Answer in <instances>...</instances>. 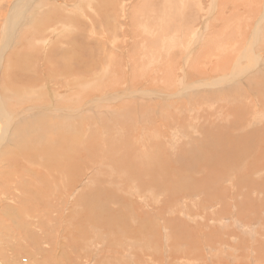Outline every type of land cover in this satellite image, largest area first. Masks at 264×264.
<instances>
[{"label":"rangeland","instance_id":"obj_1","mask_svg":"<svg viewBox=\"0 0 264 264\" xmlns=\"http://www.w3.org/2000/svg\"><path fill=\"white\" fill-rule=\"evenodd\" d=\"M16 1L18 2L17 4L18 7L16 6L13 9V6H15V4L17 3ZM60 1H63L64 6L62 5L61 7ZM91 1L89 2V0H84V1L78 0L77 5H76V0H28V1L27 0H0V17H1L0 18V40H1V35L3 34V31L6 29V23L9 22V31H10V35L12 36V37L10 36L12 38L10 43L14 44V45L10 44V46L11 45L12 46L7 49L6 51L7 53L5 52L6 56L2 55L1 69L5 70V66L8 64V63L6 64V62L9 61V57H10V62L13 61L12 66H14V68L15 66H17L15 72L19 74L16 77H19L20 73L24 74L26 70H29L30 68L28 67L32 63L33 67L35 65V68L31 67L30 69L31 73L26 74V75H28L29 78L31 79V83H33L34 78H37V77H39L38 79L42 80L36 83V85L38 86H34L31 83L29 84L26 82H24L25 84L20 83L17 80L16 81L12 80L10 83L1 81L2 83L1 86L6 87V90H8L7 88H12L14 90V91L12 90V92L15 93L16 99H18L17 101H19V103L21 104V106H18V107L14 106L15 108L14 112L16 110H18V113L25 111L27 114H26V117L23 115L22 116L17 115V117L19 116L17 119H21L23 122L22 121L21 123L19 122V124L21 125L19 126L18 124L17 126L18 128H16L17 124L15 125V127L11 130L8 136L7 143L4 142L5 144L3 143L4 145H1L0 147V153H3V151L1 150L6 151L7 149H9L8 142H10L9 150L10 151L12 150V152L9 151V154L8 153L6 154V157H0V184L2 185V186L0 185V242H1L0 243V251H1L0 264H5V263L6 264H43V263L44 264H65V263L66 264H85V263L89 264L90 260L87 261L86 252L84 248L82 247L83 244L79 243L78 241H75V239H78L79 235L83 238V235L84 234L87 235L86 234L87 232L88 234L89 233L91 234L93 239L96 238L95 242L98 240L97 243H101V246L104 252L108 253L105 259L97 258L94 261L95 263L99 262L100 264L101 263L103 264H160V263L169 264L167 262L168 256L169 257L171 256L170 258L173 259L170 264H181L182 261H179V260H183L184 256L191 255L192 257H195V255L197 254L203 255L204 257V259L201 258L199 262L203 259L204 264L205 263L206 264H217L219 262L218 259L221 262L222 260L225 259L223 256H221L220 252H218V249L220 247L219 243L222 239L226 242H230V244L236 247L238 251H240L239 250L240 246H243L247 243L252 244L256 240H259V239L264 243V207L260 210L257 209L259 207H262V205H264V194H263L264 192L263 191L257 192L255 189V190H252L254 191L252 193V191L249 192L248 191L249 189L248 190L246 189L245 185H243V187H238L234 185L235 180L228 179L229 176H233V174H235V173L230 172L231 170L229 169V167H225V170L227 169L226 172L228 173V176L222 175L216 170L214 171L210 167L206 172L204 171L201 172L200 174H203L201 176L195 175V174H189V173L182 174L180 171H175L173 174H170V175L181 176V179L185 178L182 181L177 179L174 182L175 183L174 187L177 186L176 184L179 185V187H177L175 190L176 192L174 191L172 194H170V192H166L167 197H165V195L162 196V195H157V194L155 195L152 194V195H149L152 197H147V192L144 191L143 195L140 196L141 199L145 198L148 201V205L144 206L146 205L145 201L141 199L136 200L139 194L135 192V189L137 190L139 184H142V183L139 181V179L132 177V174H128L127 177L121 176L112 181V187L117 190L116 192L117 196H104L102 191H104L106 187H104L103 183H105V180H106V182L111 184V181L108 180L109 177H107V175L104 176V174H101L99 176V174H95V172H97L96 171L97 168H95V166L93 165L94 157H91L89 155L90 153H87V151H86V154L83 151L79 152L78 153L79 157L77 156L73 157V155L70 157H62V160L67 161L69 164H71V168L68 169L67 171L66 170L62 171L61 169H59V171L60 172L62 171L63 174L66 171L65 172L66 180L62 179L64 175L61 176L60 174L62 173L58 174L57 171L55 170L56 168L54 169L55 171L52 170L51 171L52 173H51L49 170H47V168H45V164L40 159H34L32 157H28L24 153L25 151L23 149L30 147L32 143H33L32 147H35V149L38 148V151L36 150L35 152L36 157H40L39 148L41 149V147H44L47 144L52 145L53 148H55L56 150H59V147H61L60 150L66 151L68 155H70L69 150L75 151V149H83L84 147L86 148L91 147L89 148L91 153L92 154L96 153V148L90 146L92 141L90 142V138L87 137L89 135L87 134V132L89 131L87 130L88 125L90 124L89 126H92L89 121H86V123L82 121L83 125L80 127L81 135L79 134V131L77 129L76 132L68 133L70 135L67 134L68 136L66 135L65 137L63 133L66 130L64 129L63 125L55 121V119L51 120L49 118H43L41 116L40 111H42V113L47 112V108L49 109L55 108L54 110H62L66 108V111H68V113H71L74 110L81 108V111L83 110L86 116L91 115L92 117L90 121L93 123V125L95 123L97 124V125L95 124L96 125L95 136L91 138L92 140L94 139L93 142H98L97 148L101 146L99 145V143H101L100 142L101 140L98 137H100L99 134L103 132L106 134H109V137H107L108 139L115 140V144L111 141L107 142L108 143L107 149L104 148L105 151H102L101 149L97 151L98 153H102L104 157L105 155H108L107 151L113 145L114 146L112 147V149L119 150V151L115 150L118 157H127L128 152L134 151V150H135L134 151L135 153H140L143 157H146L148 153L147 154H145V152L141 153V151L144 150L145 148L144 146L147 145V148H148L154 144L155 146L160 145L159 148L163 147L167 149L168 148L172 149V152L174 151L173 154L177 151V149H180V148H182V154L184 152L187 153L188 151L191 152L192 147H189L188 144L185 145V143L183 142L186 139L181 138V140H176L175 142L177 144L173 145L175 144L174 138H175L176 131L177 133L181 131V134L177 136L178 138L184 135L186 138H189V139L193 138L191 139L193 141L200 140L201 142L202 138L200 135L202 134V136L204 137L206 136L207 132L205 130L203 131L200 127L202 126L205 127L206 121L202 119L200 122L202 124L200 125L199 122H196L193 120V118L196 117L194 115V111H190L189 114L191 113L192 114L191 115L185 114V116L191 117L190 119H192L194 123H192V121L189 122L188 121L189 119L188 120L186 119V121L189 122V124L187 123L188 125H185L186 124L185 123L183 125L184 127L183 129H180L181 128L180 125L174 126V125H171L170 123H168L169 128H167L165 124V122L167 121H164L161 118L169 117L170 115L175 116L176 111H174L175 114L174 112L169 113L170 111L169 112L166 111L167 114L168 113L170 114V115L168 114V116L167 114H165L166 112L165 113L163 111L159 112V110L155 111L154 110L155 108L153 107L154 103L150 102V103H153V104H150L147 102L149 100L148 97H152V96L150 95L147 96L146 95L147 93L145 94V92L153 91L151 93L156 94L159 91L158 92L159 94L157 93L156 95L158 96L164 95L163 97H160L162 98L161 100L166 99V97H169L171 99V100L166 99L168 100V102L162 101L163 103H170L169 101L179 102L180 105H183L182 107L184 106L189 107L190 106L189 102H191V100H187L188 99L187 97L190 94L194 93V90L199 89L198 87L203 89V87L205 86L204 88H206L205 90L206 92L207 88H210V87H206L209 84L203 85V83H199L201 81L203 82L204 77H206L205 83H211L212 80H215L216 77L214 76L218 72L220 76L221 75L227 76V77L230 76L229 78H231L232 75L234 76L238 75V77H240L241 75H239L238 71L233 70L234 71L233 72L230 66H226L227 64L222 66V67L226 66L225 68H223V70L217 71L218 69L216 68L215 70H213L214 72L211 70L209 73H205L204 74L205 76H203L202 78L201 76L199 77L195 76L197 79L194 78L195 79L194 80V79H191L193 76L190 75L191 77L189 78L188 81L183 80L185 85L192 84L191 88L193 91H191V88L190 90L187 88L189 92L188 94L186 93L184 94V95H188L187 97L173 96V95H176L177 92L174 90L175 87L172 84H170V78L173 77L174 75L173 67L175 66L177 67L178 64H183V63H179V60L181 58L180 54L182 53L183 50H185L184 48L188 46V43L193 44L194 41L197 42L198 40V42L195 44L196 45V47L194 48L195 51L193 52L192 57H190L191 60H189L188 63H186L185 65H183L182 67L183 69L180 70V73L178 69H180L181 66H178V68L176 69L178 71L176 72L178 75H181L182 72H183L182 75L184 74L187 75L191 71L192 72L197 71L199 68H200L199 70H203L204 65L200 64L199 62H203L205 59L203 57L199 58L198 55L201 52L200 50H203L206 47H213L216 52L218 48L221 50H225L228 52L229 57L231 56V59H233L236 54H239L240 49L245 48L243 47L245 43L247 45V43H250L251 40H253V32L254 31L258 32L257 25L254 23V19L256 18L255 20H260V19L263 20L264 18L261 16L263 13V8L261 7V5L257 4L259 5V7L257 5L252 6L253 5L252 3L255 2V0H249L248 1L249 5L245 4L242 0H240L238 3L240 5V8H238L237 11L241 10V13L247 9L252 8L253 10V11H248L247 13L249 18H252V15L254 16L250 20V22L247 23V26L244 22H241L240 17H238L240 11L239 12L234 11L233 8H231V4L228 2L224 3L223 6L220 5V7L218 8H214V9L211 8L209 10L210 0H201L202 5L204 6V8L201 10L198 7L199 1L197 0H189L188 2L187 0H134V1L133 0H91ZM79 3H82V6L81 5L79 6L78 5ZM68 5L70 6L68 7ZM75 5L76 7L77 6L78 7L75 8ZM243 5L246 6L245 9L243 8ZM217 6H218V3H217ZM65 8L67 9L71 8L70 9L71 11L67 12L66 11L67 9ZM64 10L66 12H64ZM99 12L101 13V16H99ZM200 12L202 15L200 14ZM116 16L118 17L116 18ZM68 18H71V19H69L68 21ZM94 21H95V24H93ZM99 21L100 22L102 21L103 25L101 23L98 24ZM64 23L66 24V26L64 25ZM4 25L5 27H3ZM189 25H191L192 29L191 27H189ZM237 25H239V27ZM93 30L96 31V33L92 32ZM60 31L64 35L60 33ZM97 31H100V33L97 34L98 33ZM185 32H187V36L185 35ZM199 33L201 34L199 35ZM257 37H258V34H257ZM257 37H256V43H259L260 41L262 42L261 38L260 40H257ZM207 38H208V41L210 40L209 42H207ZM101 42L103 43V45L101 44ZM206 43H207V46H205ZM167 45H170L172 49L174 48L173 51H175V56H176V58L174 56V63L176 65L172 67V72H171V66L169 67L170 68L169 71L168 70L165 71L166 75L168 72L167 79H165L164 81L160 79L158 84H154V83L150 84V82L146 80L142 82L136 78L137 76L133 79V76H135L138 73L141 74V72H143L141 71V68H143L144 70L145 67H147V69L149 68L148 69L149 71L150 69L152 70L158 69L156 71L158 73L159 69L162 68L164 65L161 64L162 65L161 67V65L157 61L162 56L163 58H167L166 55L168 54L167 52L168 49L167 50L165 49V46ZM115 48L119 51H117ZM119 48L123 51H121ZM142 49L144 50V52ZM233 50L235 52H233ZM106 52L108 53V55ZM72 56H74V58L78 57L79 59L83 60L84 61L83 63H85L84 65L85 67L77 69L74 66L73 68L75 69V71L72 73L71 68H69V66L71 67L70 58ZM64 57H66V59L64 60V62H62ZM112 57H114V59ZM202 58L204 60H202ZM137 59H140V60L138 61ZM23 60L28 65L21 64ZM92 60L93 62H98L97 63L98 67H94L93 69H88V65L92 63L91 62ZM118 60H119V63H118ZM120 62H122L123 64ZM139 62L141 63V65ZM205 62H207V60ZM39 63H41V65H39ZM112 63H115L114 64L115 66L112 65ZM244 63L245 62H242L241 66L238 65L237 63L235 64V66H237L238 69L245 71L246 73L247 68H250L251 64L249 63L244 64ZM42 64L44 68H42L43 67ZM259 64L262 67L264 66V62L259 61ZM104 65H108V67L110 68L108 72L100 74L101 71L103 70ZM62 66L65 68H63ZM119 67H121L122 69ZM207 67L209 68V65ZM6 68H8V65L6 66ZM32 68L34 69V72H32L33 71ZM66 68L68 69V72ZM38 69H40L41 71L43 70L46 71V72L43 71L45 75L43 72H42L43 74L40 73L41 71ZM119 69L121 70L119 71ZM256 69L260 70L261 67L260 68L257 67ZM35 70L37 71L35 72ZM61 70L62 71L64 70L68 74L66 75L65 73L64 74L61 73ZM252 70H254V67L251 69V72H253ZM114 71L116 72L119 71L120 73L117 72L115 76ZM148 72L145 71L143 72V74L148 73ZM75 73H79L81 77L77 76L78 74H75ZM93 74L94 76L92 78L91 76ZM247 74L250 75L251 73H247ZM2 75L0 76L1 77L0 80L3 79ZM100 75H103V76H100ZM140 76L142 77L141 80H143L144 77L142 76V74ZM140 76L138 75L139 79L141 78ZM82 77H86V78L91 77V79L90 80L83 79ZM108 77L110 79H108ZM247 78L246 79L244 78V81H243V82H246L247 85L245 84V86L243 87L244 89L247 90L248 94L250 95V98H253L254 100L253 102L255 103L256 102L258 103L261 101L264 102V90L261 89V91H258L256 89L257 88L256 83H259L260 80L258 78H256V80L255 79L251 80V83L253 86L250 87L251 88V91H250V89H248L250 82L248 81ZM12 82L14 83V85ZM63 82L72 83L73 86L66 84L65 88H62L64 86ZM196 82H198L199 84ZM223 83L224 82H214L212 84V86L214 87L211 89L212 90L218 89L223 85ZM114 84H117L118 86ZM175 84L178 86L177 82ZM120 86L122 87V89ZM247 86L248 88H246ZM102 89H106L105 95H103V93L101 92ZM161 90H163V92ZM60 91H62L63 93L58 95ZM126 93H127L126 96L128 97V98L126 97V99L131 98L132 99L131 103H134L135 105L132 108L133 110L130 109L129 112L128 110L121 111V114L119 115L120 112L118 111V109L120 110L122 108L123 102L117 105H114L113 102L118 103L123 100L114 101V100H109L107 97L120 95V94L123 95ZM180 99L182 100L179 101ZM20 100H22V102ZM40 100L41 101L43 100L42 102L44 103H42ZM242 100L239 101L238 103L236 102L230 105V107L231 106L237 107L238 104H240V107H243L244 101ZM77 101L78 103L76 104ZM156 101L157 100H154V102ZM91 102H93L95 106L97 105V107L91 106V104H89ZM141 102H143L142 103L143 105H141ZM162 102L158 100V104ZM253 102H251L252 104L249 103L248 105L252 106ZM10 103L11 102L9 101L8 102L9 108H10ZM84 103L85 104L87 103L86 104L87 110L84 109L85 108ZM200 105L201 106L197 110V112L199 111L200 114L198 113L199 116L197 117H200L203 113L204 114L203 117L206 116L205 118L207 120L208 115H210L211 113L216 114L217 110L214 108L217 107L218 105L215 107H211L210 106L211 104H209L208 102H205V100L201 101ZM203 106H205V108ZM259 106L258 108L255 107V112L260 110ZM27 107L29 108L26 109ZM145 107H147V109H144ZM32 108H35V110L34 109L32 110ZM69 108H70V111H69ZM92 109H94V111ZM104 109L107 111H105ZM195 109L196 107H194L193 110ZM10 110L12 111V109ZM96 110L98 111L96 112ZM206 110H208L207 111L208 113L206 112ZM214 110L215 112H213ZM132 111L136 114H134ZM117 112H119L118 115H117ZM205 112L207 113V115H205L206 114ZM243 112L245 113L246 110L245 111L243 110ZM129 113L130 114L133 113V114L129 115ZM161 113H164V114H161ZM246 113L243 114L244 117ZM30 114L31 115L33 114V115L31 116ZM84 114L82 113V115ZM124 114H126L125 116H127L128 118L123 117ZM98 117L101 118L100 119L101 121L103 120L104 122H107L109 125L108 124L104 125L105 123H100V120L98 119ZM129 117L133 120L137 119L135 121V124L137 125L136 126L137 134H136V130L133 129V125L135 124L133 123L131 127V124L128 123L127 121V120H131ZM211 117L213 118V114H211ZM214 117L216 118V115H214ZM39 119H40V122H39ZM178 119L179 117L177 115L175 116V118L174 117L172 118L173 121H176ZM142 120H143V124H141ZM244 120L241 122L242 124L247 121L245 120L244 122ZM144 121L146 122L147 126H144L145 124ZM209 121H210V118L207 120V122ZM218 121L219 119H217L216 122ZM195 122H196V126L193 125L195 124ZM34 123H36L35 126H34ZM38 124L40 125V127H42L41 125H43L42 129L48 132L47 133L48 136L45 137L44 135H41L40 129L37 130V126H39ZM190 124L193 127L195 126L194 129L193 127H191ZM262 124L263 122L259 123V119H258L257 123L254 124V126L252 127L250 126L253 129H251L250 127L248 128L250 130L262 128L264 126V124L263 126ZM115 125H118V126L115 127ZM162 125L165 127H163ZM243 125L245 126L246 124H243ZM48 126H50V129L48 128ZM145 127H146V130H147L146 132L149 137L151 134L152 135H154V133L159 134V132L160 134L163 133L166 136L160 138L161 136L157 135L159 136V138L156 137L155 142H151V143L145 142L147 144H143L141 143L143 141H140L141 139L138 140L137 136L139 134L138 129L140 128L144 129ZM18 130H20L19 133H18ZM106 131H108V133ZM120 131H122V133H119ZM20 132L23 133L24 135H22ZM148 132L150 133V135ZM262 133L264 135V132ZM17 135L19 137H17ZM41 137H43L44 139ZM61 138H63V141L66 143V145L64 146L65 143H62L59 146L54 145V143L59 141V139ZM262 138H264V136ZM27 141H28V146H27ZM37 141L38 142L42 141V143L38 144ZM88 142H89V146L88 144H86ZM109 143L111 146H109ZM121 143H123L122 145L124 146H121ZM263 143L264 141L262 142V144ZM70 144L75 145L74 148H71V147L69 148V146H71ZM21 145L24 147L22 148ZM67 147L69 150L67 149ZM197 147H199L200 149ZM201 147L203 148V142H201L200 145L196 146V149L194 147V150L201 151L202 149ZM80 154H81V157H80ZM241 155L249 156V155H246L244 152H242ZM98 157H101V155H99ZM129 157H131V155H129ZM132 157L134 156L132 155ZM45 158H48V157H45ZM170 158L173 160H176L178 157H170ZM230 158L231 157H229V159ZM234 159L235 158H233L232 160ZM251 159H252L251 157H239L238 162H241L240 165H242L244 162L248 163L249 160ZM32 160L33 161L35 160L37 162L34 163L35 162L34 161L33 162L34 164H33ZM38 160H40V162ZM183 161H185V159H183ZM75 162H77V165L75 164ZM238 162L236 163L238 164ZM51 166L52 164L50 165V167ZM238 170H240L239 171L240 173L243 171V169L242 170L238 169ZM246 173L248 174L247 176L250 178L248 177L243 178V176L242 175L239 176V174L236 175V177L243 179L244 184L249 183V180L247 179L251 180L250 183H252V181H255V182L257 181L256 183H260L264 179L262 178V175H261V180H259L260 176L258 175L251 176L247 171ZM92 175L94 176L91 177ZM205 175L207 179L209 180V182H212V181L214 183L217 182L214 184V186L217 188L213 187L209 192L206 193L207 199L214 200L215 197H223V200L226 199V202L223 208L221 205H219L220 201L219 202L215 201V203L210 208H207L206 206L202 205L200 201L203 199V195L201 194L195 195L191 197L190 199L189 194L192 192V190L195 189V187L196 188L198 187V186H195L197 185V183H195L193 180L195 179L197 181L199 177L202 180H204L206 179ZM225 178L228 180L225 183H222L220 179H225ZM102 181L104 182L102 183ZM183 182H186V183L184 184ZM186 184L188 186V190L186 188L187 187ZM221 184L223 186H221ZM126 185L127 186L137 185V187L136 188L133 187V189L134 188L135 189L130 194L128 193V189H126L125 187ZM183 186L185 187V189ZM236 188L239 192V197L233 198L235 194L233 189H236ZM146 190H150V189H146ZM241 190H244V192H242ZM231 194H233V196ZM243 194H245V196ZM122 195L133 200L131 202L134 203L136 206H139L138 212L132 209L131 202H129L128 204H125L123 202ZM79 197L81 199L78 200ZM163 197H165L166 200ZM169 197L171 198V201L167 202ZM184 198L186 199L184 200ZM95 200H99V202L101 203V205H97L99 206L98 208L94 204ZM181 200H184V201H181ZM198 203L201 205H199ZM72 204H74L75 206L77 205L76 208L73 207L72 209L71 208L73 206ZM80 204L82 205L79 206ZM251 204L252 205L254 204V206L250 207ZM161 206L163 207L165 206V208H162ZM245 207L251 208V209H248V208L247 209L251 211L252 214L250 213L248 214L247 212L244 213V210H246ZM168 208L169 210H167ZM70 209L73 213H71ZM103 209L106 210V214L107 213H118V216L108 217V219H111V222L115 221L114 223L112 222V224H110V229H108L107 226H101L99 227L101 231H95L94 228L89 227L90 225L89 220L91 218H87L85 214L89 213L90 215H92L97 210H103ZM159 209H161L162 211L160 212ZM240 209H241V212L244 214V219L243 217H238V220L241 223L242 227H238V224H236L237 226H235V223L231 220L235 215H237ZM82 211L85 214H83ZM104 212L105 211H103V213ZM77 213H82V215L77 214ZM140 214L145 215V221L143 222L139 221L137 215H140ZM257 215H260V216H257ZM188 216L192 218L189 219ZM252 218L256 222H254ZM222 220H226V223L225 224L222 223L221 222ZM249 220L253 221V224L249 223L250 222ZM28 226L29 227L32 226L31 229ZM3 227L5 228L7 232H5ZM40 227H43V228L41 229ZM137 229H139V231H141L142 233H138ZM27 230L29 233L30 232L32 233L31 237H30L31 234L28 237L22 236ZM71 232H73V234ZM82 232H83V235H82ZM229 233H234L235 236L234 235H233L234 237L231 236L232 238H235L234 240H231L232 238L228 239ZM219 234H221L220 235L221 237L219 236ZM251 234L253 235L252 238L250 237L252 236ZM66 235H69L68 236L69 238ZM72 235L75 236L74 237L75 239L73 238ZM139 235L141 237H139ZM217 235L219 237V240H218ZM97 236L99 238H97ZM64 237H67L68 239ZM214 237H217V238H214ZM151 241L153 242L155 241L153 244V247H148L147 250L149 249L152 251H147L146 249H144V246H147ZM211 244H213L212 247H211ZM76 245H78L79 247ZM62 250L66 251V256L70 257L71 259L67 258L65 261V259L61 257L62 253H64L62 252ZM131 250L134 252L135 254L134 256ZM40 253L43 255H41ZM260 254H261V251L259 250V253H256L255 256H258ZM180 256L182 258H180ZM72 257L74 259H72ZM137 257L139 260H137ZM154 257L156 258L158 257V260H157L158 262L154 261ZM222 257L223 259L221 260ZM59 258L61 261L59 260ZM135 258L137 261L135 260ZM37 260L38 262H36ZM143 260H145L144 261L145 263H142ZM199 262L198 264H201ZM239 262L240 260L235 261V264H238ZM182 264H189V263H182Z\"/></svg>","mask_w":264,"mask_h":264},{"label":"bare ground","instance_id":"obj_2","mask_svg":"<svg viewBox=\"0 0 264 264\" xmlns=\"http://www.w3.org/2000/svg\"><path fill=\"white\" fill-rule=\"evenodd\" d=\"M28 1V0H27ZM77 1L78 0H76V5H77ZM84 1V0H83ZM91 0H89V2H90ZM134 1V0H133ZM133 1H132V3H133ZM189 0H187V2H188ZM197 1H199L198 2V7L202 10L203 8H204V6L202 5V2H201V0H197ZM239 1L240 0H210V8H209V10L211 9V8H218V7H220V5L221 6H223V4L224 3H230L231 4V8H233V10L234 11H236V12H239V16L238 17H240V19H241V22H244L245 24H246V26H247V23H249L250 22V20L254 17L253 15H252V18H249V16L247 15V13H248V11H253L252 10V8L251 9H247V10H244L242 13H241V10H238L237 11V9L238 8H240V5L238 4L239 3ZM245 4H247V5H249V3H248V1L249 0H242ZM17 2V1H16ZM15 2V3H16ZM65 2V1H64ZM74 2V1H73ZM103 2V1H102ZM175 2V1H174ZM180 2H182V1H180ZM253 2V1H252ZM256 2V3H255ZM255 2H253L252 4V6H256L257 4H259V5H261V7L263 8V13H262V17H264V0H255ZM27 3V2H26ZM75 3V2H74ZM91 3H92V1H91ZM217 3H218V6H217ZM17 4H18V2L15 4V6H13V9L17 6ZM19 4H21V3H19ZM60 4H61V7H62V5H63V1H60ZM89 4V3H88ZM209 4V3H208ZM67 5V4H66ZM76 5H75V8H77L76 7ZM79 6L81 5L82 6V3H79L78 4ZM148 5V4H147ZM153 5V4H152ZM226 5H228V4H226ZM225 5V6H226ZM259 5H257L258 7H259ZM64 6V5H63ZM70 5H68V7H69ZM74 6V5H73ZM18 7V6H17ZM60 7V6H59ZM67 7V6H66ZM143 7V6H142ZM31 8V7H30ZM144 8V7H143ZM243 8L245 9L246 8V6H244L243 5ZM62 9V8H61ZM65 9H67V8H65ZM71 9V8H70ZM69 8L66 10L67 12L68 11H71ZM208 9V8H207ZM257 9V8H256ZM59 10V9H58ZM140 10V9H139ZM206 10V9H205ZM63 11V10H62ZM62 11H61V13H62ZM65 10H64V12H66ZM13 12H15V11H13ZM137 12V11H136ZM208 12V11H207ZM231 12V11H230ZM226 13V12H225ZM65 14V13H64ZM64 14H63V16H64ZM117 14V13H116ZM200 14H201V12H200ZM209 14V13H208ZM252 14V13H251ZM259 14V13H258ZM10 15V14H9ZM51 15V14H50ZM202 15V14H201ZM216 15V14H215ZM223 15V14H222ZM230 15V14H229ZM99 16H101V13L99 12ZM114 16V15H113ZM235 16V15H234ZM67 17V16H66ZM70 17V16H69ZM118 16H116V18H117ZM215 17V16H214ZM222 17V16H221ZM225 17V16H224ZM223 17V18H224ZM236 17V16H235ZM234 17V18H235ZM1 18V17H0ZM19 18V17H18ZM71 18H72V16H71ZM71 18H68V21H69V19H71ZM11 19V18H10ZM256 19V18H255ZM254 19V23L257 25V31L258 32H256V31H254L253 32V40H251V42L250 43H247V45H246V43H245V45H243V47H245L244 49L242 48V49H240L239 50V54H236L235 56H234V58L233 59H231V56L229 57V54H228V52L227 51H225V50H221V49H219L218 48V50H217V52L215 51V49L213 48V47H206L205 49H203V50H200L201 52L199 53V58L200 57H203L202 58V60H204L203 62H199L200 64H203L204 65V69L203 70H197V71H191L190 73H188L187 75H182L183 74V70L181 71L182 72V74L181 75H178L176 72H178L179 71V73H180V70L181 69H183L182 67H183V65H185L186 63H188V61L189 60H191V58L190 57H192V54H193V52L195 51L194 50V48L196 47V43L198 42V40H197V42L196 41H194L193 42V44L192 43H188V46H186L184 49L185 50H183L182 51V53L180 54V60H179V63H183V64H178V66H181L180 67V69H178V71L176 70L177 68H178V66L176 67H173L174 65H176L175 63H174V56H175V51H173L174 50V48L172 49V47L170 46V45H167V46H165V49L167 50V52H168V54L166 55L167 56V58H163V56L162 57H160L159 59H158V63L161 65H164L163 67H162V65H161V67L162 68H160L159 69V71H158V73L156 72L157 70L155 69V70H152V69H150V71L147 69V67H145V69L143 70V68H141V71H143V72H148V73H144L143 74V72H141V74H142V76L144 77V79L143 80H141L142 79V77L140 76L141 74L140 73H138V74H136V73H134V74H136L135 76H133V79L136 77L138 80H140V81H149L150 82V84H158L159 83V80L161 79V80H165V79H167V75H168V72H167V75H166V73H165V71L166 70H170V66H171V72H172V67H173V71H174V75H173V77H171L170 78V84H172L175 88H174V90L177 92V94L176 95H173V96H178V97H187L188 95H184L185 93L186 94H188V92H189V90H190V88H191V85L192 84H190V85H185L184 84V82H183V80L184 81H188L189 80V78L191 77L190 75H192L193 77L191 78V79H194V78H196L197 76L199 77V76H201V78L203 77V76H205L204 74L205 73H209L211 70L213 71V70H215L216 68L218 69L217 71H219V70H223V68H225L226 66H230L231 67V69H232V71L234 70V71H238V73H239V75H241L240 77H238V75L237 76H234V75H232L231 76V78H229L230 76H220V74H219V72L218 73H216V75L214 76V77H216L215 78V80H212V82L211 83H205V78L206 77H204V79H203V82L201 81V82H199V83H203V85L204 84H209L208 86H206V87H210V88H207V91L205 92V90H206V88H204L203 87V89H201L200 87H198L199 89H201V90H199V89H196V90H194V93H192V94H190L187 98V100H191V102H189V107H187V106H184V107H182L183 105H180L179 104V102H171V101H169L170 103H163V102H168V100H166V99H169V100H171L169 97H166V99H163V100H161L162 98H160V97H163V96H158V95H156V94H154V93H151V92H153V91H151V92H145V94L148 96V95H150V96H152V97H148V103H150V102H153V103H150V104H153L154 106V110L156 111V110H159V112H169V113H171V112H174V111H176V115L179 117V119L178 120H176V121H173L172 120V118L174 117L175 118V116L173 115H170L169 113V117H165V118H161L162 120H164V121H167V122H165V124H166V127L167 128H169L168 127V123H170L171 125H180V129H183L184 127H183V125L185 124V125H188L189 124V122L190 121H192V119H190L191 117H188V116H185V114H189L190 113V111H194V115L196 116L195 118H193V120L194 121H196V122H201V120L203 119V120H205L206 122V124H205V127L204 126H202V127H200L203 131L205 130L206 132H207V134H208V136H207V134H206V136H202V134L200 135L201 136V142H203V148L201 149V151L199 150V151H195L194 150V147H195V149H196V146H198V145H200L201 144V142H200V140H191V139H193V138H191V139H189V138H186L184 135L183 136H181L180 138H178L177 136L179 135V134H181V131L179 132V133H177V131H176V134H175V138H174V143L175 144H173V145H176L177 143L175 142L176 140H181V138L182 139H186V140H184L183 142L185 143V145H189V147H192V151L191 152H184L183 154H182V148H180V149H177V151L173 154V152H172V149H167V148H163V147H161V148H159L160 147V145H158V146H155V144L154 145H152L151 147H148L147 148V145L146 146H144L145 148H144V150H142L141 151V153L142 152H145V154H147V156L146 157H143L140 153H135L134 151H129L128 152V156L127 157H118L117 156V153L115 152V150L116 151H119V150H117V149H112V147L114 146H112L108 151H107V153H108V155H105V157L103 156V154L102 153H98L97 151L99 150V149H101L102 151H105V149L104 148H106L107 149V142H113L114 144H115V140L114 139H108L107 137H109V134H106V133H101V134H99L100 135V137H98V138H100V142L101 143H99V145H101L99 148H97V144H98V142H93L94 141V139L92 140L91 138H93L94 136H95V127H96V125L94 126L93 125V123L90 121V119H91V115H88V116H86L85 114H84V111L82 110L81 111V108L80 109H77V110H74L73 112H71V113H68V111H66V108L65 109H62V110H54V109H49V108H47V112H44V113H42V111H40V114H41V116L43 117V118H49V119H51V120H54L55 119V121H57L58 123H60L61 125H63L64 126V129L66 130L64 133H63V135L66 137V135L68 134V133H72V132H76L77 131V129H78V131H79V134L81 135V132H80V127L83 125V122L82 121H84V123H86V121H89L90 123H91V125L92 126H89L88 125V128H87V130H89L88 132H87V134H89L87 137L88 138H90V142L92 141V143L90 144V146H92V147H94V148H96V153L95 154H92L91 153V151H90V149L89 148H91V147H89V148H86V147H84L83 149H75V151L74 150H69L68 149V147H67V149L69 150V154L70 155H68L67 154V152L66 151H63V150H60V148L61 147H59V150H56L55 148H53V146L52 145H49V144H47L46 146H44V147H41V149L39 148V150H40V157H36L35 156V152H36V150L38 151V148H36L35 149V147H32L33 146V143L31 144V146L30 147H27L28 146V141H27V148H24L23 150L25 151L24 153L28 156V157H32V158H34V159H40L44 164H45V168H47V170H49L50 172L53 170V171H57V173L58 174H60V173H62V171L63 170H68V169H70L71 168V164H69L67 161H64V160H62V157H70V156H72L73 155V157L74 156H77V157H79L78 156V153L79 152H85V154H86V151H87V153H90L89 155L91 156V157H94L93 158V165L95 166V168H97L96 169V171L97 172H95V174H99V176L101 175V174H104V176H106L107 175V177H109V179L108 180H110L111 181V184H109L108 182H106V180H105V183H103L104 181H102V183L104 184V187H106L105 188V190L104 191H102V193H103V195L104 196H117V194H116V192H117V190L116 189H114L113 187H112V181L114 180V179H117V178H119V177H121V176H126L127 177V175L128 174H132V177H134V178H137V179H139V181L142 183V184H139V186H138V188H137V190L135 189L136 187H137V185H132V186H125L126 187V189H128V193H132L133 191H134V189H135V192L137 193V194H139L138 195V198H136V200H139V199H141L140 198V196H142L143 195V192L144 191H146L147 192V197H152V196H149V195H152V194H157V195H165V197H167L166 195H167V193L166 192H170V194H172L175 190H176V188L177 187H179V185L178 184H176L177 186H175L174 187V185H175V181L177 180V179H179V180H184V179H181V176H178V175H170V174H173L175 171H180L182 174H195V175H203V174H200L201 172H206L208 169H209V167L210 168H212L214 171L216 170L217 172H219L220 174H222V175H226V176H228V173L226 172V170H225V167H229V169L231 170L230 172L231 173H235V174H233V176H229V178L228 179H231V180H235V184L234 185H236V186H238V187H243V185H245V187H246V189L249 191V192H251L252 190H255L256 189V191L258 192H260V191H263L264 192V179L260 182V183H256L255 181H252V183H250V179H247V180H249V183H246V184H244V182H243V179H241V178H238V177H236V175L237 174H239V176H243V178H246V177H248L247 175V173H246V171L251 175V176H260L259 178V180H261V175H262V178H264V146H263V144H262V142L264 141V138H262L264 135H263V133L262 132H264V126H263V124H264V102H253L254 100H253V98H250V95L248 94V92H247V90L246 89H244V87L243 86H245V84H246V82H243L244 81V78L246 79L247 77V79H248V81L250 82V85H249V88H248V86L246 87V88H248V89H250V91H251V86H253L252 85V83H251V80H256V78H258L259 80H260V82L259 83H256V89L258 90V91H261V89L262 90H264V66L262 67V66H260V64H259V61H261V62H264V18H263V20L262 19H260V20H255ZM67 20V19H66ZM222 20V19H221ZM225 20V19H224ZM9 21V20H8ZM11 21V20H10ZM74 21V20H73ZM72 21V22H73ZM78 21V20H77ZM92 21V20H91ZM234 21H235V19H234ZM125 22V21H124ZM127 22V21H126ZM201 22V21H200ZM221 22V21H220ZM232 22V21H231ZM93 23V22H92ZM99 23H101L102 24V21L100 22H98V24ZM134 23V22H133ZM239 23V22H238ZM93 24H95V21H94V23ZM126 24V23H125ZM191 24V23H190ZM200 24V23H199ZM203 24V23H202ZM242 24V23H241ZM28 25V24H27ZM64 25L66 26V24L64 23ZM68 25V24H67ZM103 25V24H102ZM196 25V24H195ZM124 26V25H123ZM238 27H239V25H237ZM242 26V25H241ZM3 27H5V25L3 26ZM63 27V26H62ZM102 27V26H101ZM104 27V26H103ZM128 27V26H127ZM189 27H191V25H189ZM197 27V26H196ZM225 27V26H224ZM20 28V27H19ZM222 28V27H221ZM250 28V27H249ZM261 28V29H260ZM3 29H5V28H3ZM58 29V28H57ZM104 29V28H103ZM191 29H192V27H191ZM198 29V28H197ZM211 29V28H210ZM239 29V28H238ZM251 29V28H250ZM8 30V31H7ZM128 30V29H127ZM190 30V29H189ZM201 30V29H200ZM199 30V31H200ZM208 30V29H207ZM234 30V29H233ZM240 30V29H239ZM196 31V30H195ZM194 31V32H195ZM227 31V30H226ZM237 31V30H236ZM246 31V30H245ZM92 32H95L96 33V31H92ZM98 33L97 34H99L100 33V31H97ZM102 32V31H101ZM189 32H191V31H189ZM240 32V31H239ZM252 32V31H251ZM60 33H62L61 31H60ZM59 33V34H60ZM103 33V32H102ZM191 33H193V32H191ZM63 34V33H62ZM61 34V35H62ZM92 34V33H91ZM190 34V33H189ZM201 33H199V35H200ZM257 34H258V37H257ZM16 35V34H15ZM55 35V34H54ZM64 35V34H63ZM185 35L187 36V32H185ZM198 35V34H197ZM248 35H250V34H248ZM11 35H10V31H9V22H7L6 23V29L3 31V34L1 35V40H0V76L2 75V80H0V147H1V145H4L5 143H7V139H8V136H9V134H10V132H11V130L15 127V125H16V128H18L17 126H18V124H19V122L21 123V119H17L19 116H25L26 117V112L25 111H22V112H20V113H18V110H16L15 112H14V106H16V107H18V106H21V104L19 103V101H17L18 99H16V95H15V93H13L12 92V88H7L8 90H6V87H3V86H1V81L2 82H11L12 80H17V81H19L20 83H24V82H26V83H31V79L29 78V76L28 75H26V74H30L31 73V67H33V64L31 63L30 65H29V67L28 68H30L29 70H30V72H29V70H26L25 71V73L23 74V73H20V75H19V77H16L19 73H16L15 71H16V67L17 66H15V68H14V66H12V64H13V61H11L10 62V57H9V61L8 62H6V64L8 65V68H6V66H5V70H2L1 69V58H2V55L4 56L5 55V52L7 51V49L9 48V47H11L12 45H14V44H12V43H10V41H11V37H10ZM95 36V35H94ZM93 36V37H94ZM191 36V35H190ZM236 36V35H235ZM64 37V36H63ZM62 37V38H63ZM203 37V36H202ZM208 37H210V36H208ZM213 37V36H212ZM256 37H257V40H260V38H261V40H262V42L260 41L259 43H256ZM190 38V37H189ZM194 38V37H193ZM252 38V37H251ZM65 39V38H64ZM214 39V38H213ZM213 39H212V41H213ZM230 39V38H229ZM235 39V38H234ZM233 39V40H234ZM244 39V38H243ZM215 40H217V39H215ZM214 40V41H215ZM14 41V40H13ZM31 41V40H30ZM189 41V40H188ZM210 41V40H209ZM208 41V38H207V42H209ZM242 41V40H241ZM240 41V42H241ZM99 42V41H98ZM146 42V41H145ZM244 42V41H243ZM57 43V42H56ZM217 43V42H216ZM10 44H12L11 46H10ZM18 44V43H17ZM29 44V43H28ZM101 44L103 45V43L101 42ZM101 45V46H102ZM119 46V45H118ZM117 46V47H118ZM205 46H207V43L205 44ZM211 46V45H210ZM225 46V45H224ZM229 46H230V44H229ZM233 46V45H232ZM240 46V45H239ZM238 46V47H239ZM24 47V46H23ZM120 47H121V45H120ZM235 47V46H234ZM237 47V48H238ZM53 48V47H52ZM113 48V47H112ZM222 48V47H221ZM236 48V47H235ZM116 49V48H115ZM120 49V48H119ZM122 49H123V47H122ZM217 49V48H216ZM19 50V49H18ZM30 50V49H29ZM86 50V49H85ZM117 50V49H116ZM121 50V49H120ZM143 50V49H142ZM220 50V51H219ZM238 50V49H237ZM114 51V50H113ZM117 51H119V50H117ZM121 51H123V50H121ZM51 52H52V50H51ZM124 52H125V50H124ZM143 52H144V50H143ZM233 52H235L234 50H233ZM238 52V51H237ZM7 53V52H6ZM107 53V52H106ZM116 53H118V52H116ZM136 53H138V52H136ZM147 53V52H146ZM64 54V53H63ZM112 54V53H111ZM60 55V54H59ZM74 55H75V53H74ZM107 55H108V53H107ZM115 55V54H114ZM142 55V54H141ZM178 55V54H177ZM203 55V56H202ZM6 56V55H5ZM15 56V55H14ZM118 56V55H117ZM121 56V55H120ZM123 56V55H122ZM161 56V55H160ZM76 57V56H75ZM93 57V56H92ZM116 57V56H115ZM136 57V56H135ZM113 59H114V57H112ZM127 58V57H126ZM138 58V57H137ZM140 58V57H139ZM175 58H176V56H175ZM66 59V57H64L63 58V61L62 62H64V60ZM110 59V58H109ZM118 59V58H117ZM128 59V58H127ZM164 59V60H163ZM196 59V58H195ZM3 60V59H2ZM70 60H71V67L69 66V68H71V72L73 73L74 71H75V69L73 68L74 66L78 69V68H83V67H85L84 65H85V63H83L84 61L83 60H81V59H79L78 57H76V58H74V56H72L71 58H70ZM138 61L140 60V59H137ZM142 60V59H141ZM147 60V59H146ZM178 60V59H177ZM207 60V62H205ZM61 61V60H60ZM106 61V60H105ZM115 61V60H114ZM19 62V61H18ZM44 62V61H43ZM92 63L91 64H89L88 65V69H93L94 67H98V65H97V63L98 62H93V60L91 61ZM220 62H222V63H220ZM242 62H245V63H249V64H251V66H250V68H247V72L245 73V71H243V70H241V69H238L237 68V66H235V64H237L238 63V65H240L241 66V63ZM21 63V62H20ZM118 63H119V60H118ZM120 63H122V62H120ZM140 63V62H139ZM244 63V64H245ZM257 63V64H256ZM21 64H23V65H28V64H26V62H24V60L22 61V63ZM20 64V65H21ZM36 64V63H35ZM38 64V63H37ZM60 64H61V62H60ZM63 64V63H62ZM115 63H112V65H114ZM123 64V63H122ZM206 64H207V66L209 65V68L206 66ZM225 64H227L225 67H222L223 65H225ZM243 64V65H244ZM20 65H18V66H20ZM39 65H41V63H39ZM68 65H69V63H68ZM136 65V64H135ZM140 65H141V63H140ZM139 65V66H140ZM196 65V64H195ZM232 65V66H231ZM36 66H38V65H36ZM42 66H43V64H42ZM115 66V65H114ZM117 66V65H116ZM142 66H144V65H142ZM193 66H194V64H193ZM199 66V65H198ZM206 66V67H205ZM234 66V67H233ZM63 67V66H62ZM66 67H67V65H66ZM130 67V66H129ZM128 67V68H129ZM150 67V66H149ZM186 67V66H185ZM239 67V66H238ZM254 67V70L256 71H254V70H252L253 72H251V69ZM260 68L261 67V69L259 70V69H256V68ZM33 68H35V65H34V67ZM32 68V69H33ZM42 68H44V66L42 67ZM63 68H65V67H63ZM109 68L110 67H108V65H104L103 66V70L101 71V73L100 74H103V73H106V72H108V70H109ZM115 68H117V67H115ZM114 68V69H115ZM119 68H121V67H119ZM124 68V67H123ZM151 68V67H150ZM60 69H61V67H60ZM67 69V68H66ZM122 69V68H121ZM121 69H119V71L121 70ZM202 69V68H201ZM38 70H40V69H38ZM129 70V69H128ZM37 70H35V72H36ZM41 71V70H40ZM44 71V70H43ZM43 71H41L40 73H42ZM64 71V70H63ZM62 70H61V73H65L66 75L68 74V73H66L65 71L63 72ZM119 71H117V72H119ZM123 71H124V69H123ZM126 71V70H125ZM136 71V70H135ZM233 71V72H234ZM27 72V73H26ZM32 72H34V69H33V71ZM44 72H46V71H44ZM43 72V73H44ZM67 72H68V69H67ZM117 72L116 71H114V73H115V76H116V74H117ZM214 72V71H213ZM42 73V74H43ZM72 73H70V74H72ZM120 73V72H119ZM247 73H251L250 75L249 74H247ZM36 74V73H35ZM37 74H39V73H37ZM75 74H78L77 76H80V74L79 73H75ZM129 74V73H128ZM234 74V73H233ZM44 75H45V73H44ZM96 75V74H95ZM121 75V74H120ZM119 75V76H120ZM138 75L141 77L140 79L138 78ZM171 75H172V73H171ZM242 75H244V76H242ZM74 76V75H73ZM76 76V77H77ZM93 76H94V74L91 76L92 78H93ZM100 76H103V75H100ZM196 76V77H195ZM208 76V75H207ZM212 76V75H211ZM10 77V78H9ZM41 77V76H40ZM45 77V76H44ZM63 77H65V76H63ZM72 77V76H71ZM81 77V76H80ZM91 77H88V78H86V77H82L83 79H91ZM162 77V78H161ZM236 77H238V78H236ZM244 77V78H243ZM1 78V77H0ZM39 77H37V78H34V80H33V83H31L32 85H34V86H38V85H36V83L37 82H40V81H42L41 79H38ZM102 78V77H101ZM104 78V77H103ZM127 78H128V76H127ZM126 78V79H127ZM188 78V79H187ZM201 78H200V80H201ZM70 79H72V78H70ZM82 79V80H83ZM108 79H110L109 77H108ZM136 79V80H137ZM176 79V80H175ZM187 79V80H186ZM197 79V78H196ZM208 79V78H207ZM210 79V78H209ZM214 79V78H213ZM44 80V79H43ZM122 80H123V78H122ZM156 80V81H155ZM195 80V79H194ZM70 81V80H69ZM72 81V80H71ZM198 81V80H197ZM208 81V80H207ZM236 81V82H235ZM258 81V80H257ZM137 82V81H136ZM178 83V86L175 84V83ZM214 82H224L223 83V85L220 87V88H218V89H211V88H213L214 86H212V84L214 83ZM242 82V83H241ZM254 82V81H253ZM13 83V82H12ZM64 83V86L62 87V88H65V86H66V84H68V85H71V86H73V84L72 83H69V82H63ZM100 83V82H99ZM116 83V82H115ZM131 83V82H130ZM138 83V82H137ZM141 83V82H140ZM186 83V82H185ZM196 83H198V82H196ZM198 83V84H199ZM25 84V83H24ZM47 84V83H46ZM62 84V83H61ZM112 84V83H111ZM126 84V83H125ZM169 84V83H168ZM195 84V83H194ZM9 85V84H8ZM13 85H14V83H13ZM20 85V84H19ZM83 85V84H82ZM114 85H117V84H114ZM131 85V84H130ZM202 85V84H201ZM247 85V84H246ZM11 86V85H10ZM112 86V85H111ZM118 86V85H117ZM121 87V86H120ZM133 87V86H132ZM166 87V86H165ZM243 87V88H242ZM5 90H4V89ZM55 88H56V86H55ZM59 88V87H58ZM95 88H97V87H95ZM124 88V87H123ZM139 88V87H138ZM172 88V87H171ZM189 90H188V89ZM34 89V88H33ZM77 89V88H76ZM121 89H122V87H121ZM186 89H187V91H186ZM255 89V88H254ZM2 90H3V92H2ZM57 90V89H56ZM58 90H60V89H58ZM101 90V89H100ZM125 90V89H124ZM138 90V89H137ZM145 90V89H144ZM166 90V89H165ZM14 91V90H13ZM52 91V90H51ZM76 91V90H75ZM94 91V90H93ZM162 92H163V90H161ZM191 91H193L192 90V88H191ZM25 92V91H24ZM102 93H103V95H105L106 94V89H102V91H101ZM100 92V93H101ZM135 92H137V91H135ZM165 92V91H164ZM172 92V91H171ZM40 93V92H39ZM61 93H63L62 91H60L59 92V94L58 95H60ZM68 93V92H67ZM115 93V92H114ZM128 93V92H127ZM127 93L126 94H123V95H115V96H111V97H107L109 100H123V101H121V102H118V103H115V102H113L114 103V105H117V104H121L122 102V110L120 109H118V111L120 112H117V115H118V113H119V115L121 114V111H124V110H128V112L130 111V109H132L133 107H134V103H131V101H132V99L130 98V99H126V95H127ZM130 93H131V91H130ZM144 93V92H143ZM166 93V92H165ZM191 93V92H190ZM243 93V94H242ZM250 93V92H249ZM53 94V93H52ZM81 94V93H80ZM99 94V93H98ZM116 94V93H115ZM159 94V93H158ZM161 94V93H160ZM175 94V93H174ZM39 95V94H38ZM63 95H65V94H63ZM101 95V94H100ZM109 95V94H108ZM129 95V94H128ZM252 96V95H251ZM27 97V96H26ZM253 97V96H252ZM68 98V97H67ZM94 98V97H93ZM128 98V97H127ZM213 98V99H212ZM215 98V99H214ZM30 99H31V97H30ZM73 99V98H72ZM91 99V98H90ZM125 99V100H124ZM193 99V100H192ZM243 99V100H242ZM24 100V99H23ZM54 100V99H53ZM57 100V99H56ZM101 100V99H100ZM154 100H157L156 102H154ZM158 100L159 101H163L162 103H160V104H158ZM172 100H174V99H172ZM182 99H180L179 101H181ZM203 100H205V102H208L209 104H211L210 106L211 107H215V106H217V107H215L214 109H216L217 111H216V114L215 113H211V114H213V118L211 117V114L210 115H208L207 116V120L210 118V123L209 122H207V120H206V116L205 117H203V113H202V115L200 116V117H197V116H199V111L197 112V110H198V108L201 106L200 105V102L201 101H203ZM216 100V101H215ZM244 101V106H243V104H242V106L243 107H240V104H238L237 105V107H233V106H231L230 107V105H232V104H234V103H238L239 101ZM252 100V101H251ZM11 102L10 103V108L8 107V102ZM21 102H22V100H20ZM29 101V100H28ZM41 101V100H40ZM43 101V100H42ZM41 101V102H42ZM59 101V100H58ZM62 101V100H61ZM75 101H76V99H75ZM80 101V100H79ZM176 101V100H175ZM196 101V102H195ZM70 102V101H69ZM81 102V101H80ZM251 102H253V105L252 106H249L248 104L249 103H251ZM42 103H44V102H42ZM78 103V101L76 102V104ZM82 103V102H81ZM98 103V102H97ZM112 103V104H113ZM136 103V102H135ZM143 102H141V105H143L142 104ZM183 103V102H182ZM41 104V103H40ZM85 104V103H84ZM83 104V105H84ZM87 104V103H86ZM86 104H85V108L84 109H86ZM89 104H91V106H95L94 105V103L93 102H91V103H89ZM252 104V103H251ZM35 105V104H34ZM105 105V104H104ZM260 105V106H259ZM37 106V105H36ZM46 106V105H45ZM54 106V105H53ZM73 106H74V104H73ZM90 106V107H91ZM113 106V105H112ZM236 106V105H235ZM258 106L260 107V110L259 111H256L255 112V107H257L258 108ZM30 107V106H29ZM29 107H27L26 109H28ZM41 107V106H40ZM89 107V108H90ZM95 107H97V105L95 106ZM140 107V106H139ZM149 107V106H148ZM194 107H196V109L195 110H193L194 109ZM204 108H205V106H203ZM233 107V108H232ZM23 108V107H22ZM58 108V107H57ZM87 108H88V106H87ZM105 108V107H104ZM151 108V107H150ZM207 108V107H206ZM232 108V109H231ZM10 109H12V111L10 110ZM31 109V108H30ZM29 109V110H30ZM35 110V108H32V110ZM75 109V108H74ZM95 109V108H94ZM94 109H92L93 111H94ZM144 109H147V107H145ZM43 110H44V108H43ZM87 110V109H86ZM91 110V111H92ZM105 110V109H104ZM104 110H103V112H104ZM109 110V109H108ZM133 110V109H132ZM243 110L245 111L246 110V115H245V117H244V115L243 114H245L244 112H243ZM69 111H70V108H69ZM98 110H96V112H97ZM105 111H107V110H105ZM117 111V110H116ZM116 111H115V113H116ZM208 110H206V112H207ZM210 111H212V110H210ZM133 112V111H132ZM140 112V111H139ZM142 112V111H141ZM145 112V111H144ZM150 112V111H149ZM158 112V111H157ZM167 112L165 113V114H167ZM203 112V111H202ZM205 112V113H206ZM213 112H215V110L213 111ZM258 112V113H257ZM82 113L84 114V115H82ZM111 113V112H110ZM113 113V112H112ZM114 113V114H115ZM126 113V112H125ZM134 113V112H133ZM132 113V114H133ZM138 113V112H137ZM148 113V112H147ZM152 113V112H151ZM164 113H161V114H164ZM199 113V114H198ZM208 113V112H207ZM207 113L205 114V115H207ZM79 114H81V115H79ZM98 114V113H97ZM132 114H130L129 113V115H132ZM134 114H136V113H134ZM168 114H167V116H168ZM173 114V113H172ZM174 114H175V112H174ZM192 114V113H191ZM191 114H189V115H191ZM17 115H19L18 117H17ZM31 115V114H30ZM33 115V114H32ZM31 115V116H32ZM106 115V114H105ZM116 115V116H117ZM126 114H124V116L123 117H125V118H128L127 116H125ZM214 115H216V118L214 117ZM243 115V116H242ZM140 116H142V115H140ZM210 116V117H209ZM242 116V117H241ZM24 117V118H25ZM51 117V118H50ZM119 117V116H118ZM134 117V116H133ZM138 117V116H137ZM162 117V116H161ZM209 117V118H208ZM33 118V117H32ZM31 118V119H32ZM115 118H117V117H115ZM130 118V117H129ZM145 118V117H144ZM98 119L100 120L101 118H99L98 117ZM131 119V118H130ZM146 119V118H145ZM186 119L189 121V122H187L186 121ZM217 119H219V121L218 122H216L217 121ZM232 119V120H231ZM247 120L246 122H245V120ZM259 119V123H262L263 122V124H262V128H258V129H255V130H250L248 127H252V126H254V124H256L257 123V120ZM97 120V119H96ZM118 120H120V119H118ZM127 120V119H126ZM137 119H131V120H127L128 121V123H130L131 124V127H132V124L134 123L135 124V121H136ZM162 120H161V122H162ZM175 120V119H174ZM244 120V122L245 123H243V124H246L245 126L241 123L242 121ZM35 121V120H34ZM36 121H37V119H36ZM103 121V120H102ZM101 120H100V123H105L104 125H106V124H108L107 122H102ZM125 121V120H124ZM139 121V120H138ZM194 121H192V123H194ZM23 122V121H22ZM39 122H40V119H39ZM53 122V121H52ZM140 122V121H139ZM145 122V121H144ZM196 122H195V124H193V125H195L196 126ZM43 123H44V121H43ZM110 123V122H109ZM114 123V122H113ZM127 123V124H128ZM137 123V122H136ZM188 123V124H187ZM198 123V124H199ZM25 124V123H24ZM35 124L36 123H34V126H35ZM121 124V123H120ZM141 124H143V120L141 121ZM140 124V125H141ZM155 124V123H154ZM202 123H200V125H201ZM21 124H19V126H20ZM30 125V124H29ZM32 125V124H31ZM39 125V124H38ZM48 125V124H47ZM56 125V124H55ZM61 125H60V127H61ZM109 125V124H108ZM191 125V124H190ZM199 125V126H200ZM204 125V124H203ZM42 127H43V125H41ZM118 125H115V127H117ZM136 124L135 125H133V129L134 130H136V134H137V128H136ZM142 126V125H141ZM144 126H147V124H146V122H145V124H144ZM163 126V125H162ZM194 126V127H195ZM198 126V125H197ZM31 127V126H30ZM42 127H40V125L39 126H37V130L38 129H40V132H41V135H44L45 137L46 136H48V132L45 130H43L42 129ZM45 127H47V126H45ZM53 127V126H52ZM114 127V126H113ZM122 127V126H121ZM127 127V126H126ZM163 127H165V126H163ZM172 127V126H171ZM170 127V128H171ZM191 127H193L192 125H191ZM194 127H193V129H194ZM246 127V128H245ZM250 127V128H251ZM48 128L50 129V126H48ZM54 128V127H53ZM105 128V127H104ZM123 128V127H122ZM122 128H121V130H122ZM161 128V127H160ZM174 128V127H173ZM175 128H177V127H175ZM188 128V127H187ZM190 128V127H189ZM199 128V129H200ZM205 128V129H204ZM255 128V127H254ZM20 129V128H19ZM47 129V128H46ZM63 129V130H64ZM130 129V128H129ZM197 129V128H196ZM251 129H253V128H251ZM108 130V129H107ZM115 130V129H114ZM131 130V129H130ZM177 130V129H176ZM179 130V129H178ZM19 131L20 130H18V133H19ZM28 131V130H27ZM32 131V130H31ZM30 131V132H31ZM103 131H105V130H103ZM111 131V130H110ZM133 131V130H132ZM147 130H146V127L143 129H138V132H139V134H138V136H137V138H138V140L139 139H141L140 141H143V142H141V143H143V144H147V143H151V142H155V140H156V137H158L159 138V136H157V135H160L161 137L160 138H162V137H164V136H166V135H164L163 133H161L160 134V132H159V134H155L154 133V135H150V131L148 132L149 133V135H150V137L148 136V134H147V132H146ZM21 132H23V131H21ZM20 132V133H21ZM36 132V131H35ZM39 132V131H38ZM107 133H108V131H106ZM129 132V131H128ZM131 132V131H130ZM173 132V131H172ZM17 133V134H18ZM27 133V132H26ZM54 133V132H53ZM119 133H122V131H120ZM127 133V132H126ZM198 133V132H197ZM204 133V132H203ZM22 135H24L23 133H21ZM29 134V133H28ZM55 134H57V133H55ZM167 134H169V133H167ZM199 134V133H198ZM243 134V135H242ZM68 135H70V134H68ZM67 135V136H68ZM187 135V134H186ZM189 135V134H188ZM191 135V134H190ZM204 135V134H203ZM263 135V136H262ZM21 136V135H20ZM83 136V135H82ZM131 136V135H130ZM174 136V135H173ZM14 137V136H13ZM16 137V136H15ZM17 137H19L18 135H17ZM28 137V136H27ZM26 137V138H27ZM36 137V136H35ZM57 137V136H56ZM21 138V137H20ZM41 138H43V137H41ZM59 138V137H58ZM11 139V138H10ZM44 139V138H43ZM106 139H108V140H106ZM129 139V138H128ZM164 139V138H163ZM247 139V140H246ZM12 140H14V139H12ZM42 140V139H41ZM88 140V139H87ZM105 140V141H104ZM160 140V139H159ZM67 141V140H66ZM78 141V140H77ZM103 141V142H102ZM122 141V140H121ZM5 142V143H4ZM47 142V141H46ZM58 142V143H57ZM57 142H55L54 143V145H60V144H62V143H65L64 141H63V138H61V139H59V141H57ZM117 142V141H116ZM145 142H147V143H145ZM4 143V144H3ZM37 143L38 144H40V143H42V141H40V142H38L37 141ZM130 143V142H129ZM200 143V144H199ZM8 148L10 149V142H8ZM74 144V143H73ZM86 144H88V146H89V142L88 143H86ZM123 143H121V146H124V145H122ZM182 144V143H181ZM262 144V145H261ZM36 145V144H35ZM66 145V143L64 144V146ZM71 145V144H70ZM94 145V146H93ZM157 145V144H156ZM260 145V146H259ZM22 146V145H21ZM38 146V145H37ZM74 146L75 145H71V146H69V148L71 147V148H74ZM104 146H106V147H104ZM109 146H111L110 145V143H109ZM108 146V147H109ZM181 146V145H180ZM24 146H22V148H23ZM63 147V146H62ZM118 147V146H117ZM33 148V149H32ZM58 148V147H57ZM121 148V147H120ZM143 148V147H142ZM141 148V149H142ZM177 148H179V147H177ZM185 148V147H184ZM197 148H199V147H197ZM9 149H7L6 151L5 150H1V151H3V153H0V157H6V154L8 153L9 154ZM200 149V148H199ZM34 150V151H33ZM137 150H139V149H137ZM136 150V151H137ZM10 152H12V150L10 151ZM139 152V151H138ZM171 152V153H170ZM242 152H244L246 155H249V156H245V155H241V153ZM259 152V153H258ZM126 153V152H125ZM170 153V154H169ZM13 154V153H12ZM38 154V153H37ZM15 155V154H14ZM99 155H101V157H98ZM129 155H131V157H129ZM132 155L134 156V157H132ZM33 156H35V157H33ZM11 157V156H10ZM15 157V156H14ZM45 157H48V158H45ZM80 157H81V154H80ZM84 157V156H83ZM170 157H178L176 160H173V159H171ZM229 157H231L230 159H229ZM235 158L234 160H232L233 158ZM239 157H251L252 159L251 160H249V162L247 163V162H244L242 165H240V163L241 162H238L239 161ZM27 158V157H26ZM183 159H185V161H183ZM40 160H38L39 162H40ZM35 161V160H34ZM33 160H32V163L34 162ZM238 162V164L236 163V162ZM37 161H35L34 163H36ZM243 162V161H242ZM33 163V164H34ZM37 164H39V163H37ZM52 164V166L50 167V165ZM75 164L77 165V162H75ZM228 165V166H227ZM43 166V165H42ZM79 166V165H78ZM56 168V169H55ZM55 169V170H54ZM59 169H61L62 171L60 172L59 171ZM238 169H243V171L240 173L239 171L240 170H238ZM212 170V171H213ZM59 171V172H58ZM65 171V172H66ZM183 171H184V173H183ZM65 172H64V174L62 173V174H60L61 176H63L62 177V179H65ZM116 174H115V173ZM229 172V173H230ZM30 173V172H29ZM52 173V172H51ZM249 175V176H250ZM50 176H51V174H50ZM57 176V175H56ZM94 175H92L91 177H93ZM235 176V177H234ZM60 177V176H59ZM96 177H97V175H96ZM101 177H103V176H101ZM199 177V176H198ZM214 177V176H213ZM212 177V178H213ZM225 177V176H224ZM61 178V177H60ZM205 178L206 179H204V180H202L200 177H199V179H201V180H199V179H197V181L194 179L193 181L195 182V183H197V185H195V186H198L197 188L195 187V189L194 190H192V192L189 194V196H190V199H191V197H193V196H195V195H199V194H201V195H203V199L200 201V203H202V205H204V206H206L207 208H210L214 203H215V201H220V204L219 205H221L222 206V208H223V206H224V204H225V202H226V199L225 200H223V197H215L214 198V200L213 199H207V192H209L213 187H215L214 186V184L215 183H217V182H209V180L207 179V177H206V175H205ZM223 178V177H222ZM227 178V177H226ZM220 179L221 181H222V183H225L228 179ZM248 178H250V177H248ZM66 180V179H65ZM104 180V179H103ZM199 180V181H198ZM212 180V179H211ZM258 180V181H259ZM218 181H219V179H218ZM193 182V183H194ZM233 182H231V183H233ZM101 183V184H102ZM184 184L186 183V182H183ZM102 184V185H103ZM1 185V184H0ZM7 185V184H6ZM191 185V184H190ZM2 186V185H1ZM185 186V185H184ZM183 186V187H184ZM186 186H187V184H186ZM192 186V185H191ZM221 186H223L222 184H221ZM4 187V186H3ZM133 187H135L134 189H133ZM232 187V186H231ZM244 187V188H245ZM5 188V187H4ZM142 188V189H141ZM173 188V189H172ZM187 188V190H188V186L186 187ZM215 188H217V187H215ZM214 188V189H215ZM220 188V187H219ZM113 189V190H112ZM146 189H150V190H146ZM184 189H185V187H184ZM228 189V188H227ZM178 190V189H177ZM234 190V192H235V194H234V197L233 198H238L239 197V192H238V190H237V188L236 189H233ZM233 190H232V192H233ZM79 191V190H78ZM125 191V190H124ZM225 191H227V190H225ZM224 191V192H225ZM239 191H240V189H239ZM242 192H244V190H241ZM80 192V191H79ZM176 192V191H175ZM221 192V191H220ZM220 192H219V194H220ZM254 191H252V193H253ZM262 192V193H263ZM81 193V192H80ZM150 193V194H149ZM211 193V192H210ZM230 193V192H229ZM213 194V193H212ZM256 194V193H255ZM264 194V193H263ZM75 195V194H74ZM133 195V194H132ZM215 195V194H214ZM232 196H233V194H231ZM241 195V194H240ZM244 196H245V194H243ZM134 196H136V195H134ZM184 196V195H183ZM182 196V197H183ZM165 197H163L165 200H166V198ZM181 197V198H182ZM225 197V196H224ZM230 197V196H229ZM55 198V197H54ZM75 198V197H74ZM180 198V199H181ZM240 198H241V196H240ZM52 199V198H51ZM79 199H81L80 197L78 198V200ZM186 198H184V200H185ZM195 199H197V198H195ZM67 200H69V199H67ZM122 200H123V202L125 203V204H128L129 202H131V201H133V200H131V199H129L128 197H125V196H123L122 195ZM141 200H143V201H145V204L146 205H144V206H147L148 205V201L144 198V199H141ZM184 200H181V201H184ZM232 200V199H231ZM238 200V199H237ZM246 200V199H245ZM250 200V199H249ZM49 201V200H48ZM142 201V202H143ZM171 201V198L169 197L168 198V200H167V202H170ZM203 201V202H202ZM235 201V200H234ZM20 202V201H19ZM79 202V201H78ZM173 202V201H172ZM245 202V201H244ZM80 203V202H79ZM82 203V202H81ZM132 203V202H131ZM175 203V202H174ZM250 203V202H249ZM94 204H95V206L98 208L99 206H97V205H101V203L99 202V200H95V202H94ZM199 204V203H198ZM237 204V203H236ZM255 204V203H254ZM254 204L251 206L250 205V207H253L254 206ZM73 206L71 207L72 209H73V207H75L76 208V206L74 205V204H72ZM82 204H80L79 206H81ZM164 205V204H163ZM199 205H201V204H199ZM218 205V206H219ZM78 206V207H79ZM217 206V207H218ZM233 206V205H232ZM132 209L134 210V211H136V212H138V207L139 206H136L134 203H132ZM162 208H165V206L163 207V206H161ZM200 207V206H199ZM215 207H216V205H215ZM214 207V208H215ZM264 207V205H262V207H259V208H257L258 210H260V209H262ZM151 208V207H150ZM240 208V207H239ZM242 208V207H241ZM246 208V210H244V213H250V214H252V212L251 211H249L248 209H251V208H248V207H245ZM248 208V209H247ZM78 209V208H77ZM100 209V208H99ZM153 209V208H152ZM220 209V208H219ZM151 210V209H150ZM154 210V209H153ZM167 210H169V208L167 209ZM70 211H71V209H70ZM103 211H105L104 213H103ZM159 211L161 212L162 210L161 209H159ZM83 212V211H82ZM153 212V211H152ZM221 212V211H220ZM71 213H73L72 211H71ZM155 213V212H154ZM237 213V212H236ZM70 214V213H69ZM77 214H81L82 215V213H77ZM83 214H85L84 212H83ZM145 214V213H144ZM144 214H140V215H137V217H138V219H139V221H141V222H143V221H145V215ZM226 214V213H225ZM254 214V213H253ZM86 215V217L87 218H91L90 220H89V222H90V225H89V227H92V228H94L95 229V231H101V229L99 228V227H101V226H107L108 227V229H110V224H112V222L114 223L115 221H112L111 222V219H108V217H116V216H118V213H107L106 214V210L105 209H103V210H97L94 214H92V215H90L89 213H86L85 214ZM218 215V214H217ZM256 215V214H255ZM41 216V215H40ZM252 216H254V215H252ZM257 216H260V215H257ZM85 217V216H84ZM233 217V216H232ZM238 217H243V219H244V214L241 212V209H240V211L237 213V215H235L231 220L235 223V226H237L236 224H238V227H242L241 226V223L239 222V220H238ZM156 218V217H155ZM188 218L189 219H191L192 217H190V216H188ZM231 218V217H230ZM246 218V217H245ZM68 219H70V218H68ZM253 219V218H252ZM47 220V219H46ZM227 220V219H226ZM226 220H222L221 222L222 223H226ZM88 221V220H87ZM250 221V220H249ZM253 221L254 222H256L254 219H253ZM253 221H250L249 223H251V224H253ZM42 222V221H41ZM40 222V223H41ZM219 222V221H218ZM69 223V222H68ZM81 223V222H80ZM93 223V224H92ZM222 223H221V225H222ZM11 224V223H10ZM72 224V223H71ZM220 224V223H219ZM223 224V225H224ZM232 224V223H231ZM34 225V224H33ZM145 225V224H144ZM247 225V224H246ZM5 226V225H4ZM10 226V225H9ZM41 226V225H40ZM43 226V225H42ZM234 226V227H235ZM29 227V226H28ZM32 227V226H31ZM31 227H29L30 229H31ZM44 227V226H43ZM43 227H40L41 229L43 228ZM107 227H105V228H107ZM225 227H227V226H225ZM224 227V228H225ZM230 227H232V226H230ZM4 228V227H3ZM15 228V227H14ZM26 228V227H25ZM28 229V228H27ZM45 229V228H44ZM82 229V228H81ZM211 229V228H210ZM226 229V228H225ZM3 230V229H2ZM4 230H5V228H4ZM66 230V229H65ZM64 230V231H65ZM228 230V229H227ZM137 231H138V233H142L141 231H139V229H137ZM222 231H223V229H222ZM5 232H7L6 230H5ZM69 232V231H68ZM145 232V231H144ZM252 232V231H251ZM13 233V232H12ZM66 233V232H65ZM70 233V232H69ZM72 234H73V232H71ZM210 233V232H209ZM31 234V235H30ZM64 234V233H63ZM87 235H83V232H82V235H83V238L79 235L78 236V239H75L74 237L75 236H73V238L75 239V241H78L79 243H81V244H83L82 245V247L84 248V250H85V252H86V258H87V261H89V264H94L95 262V260L97 259V258H103V259H105L106 257H107V255H108V253H105L104 252V250L102 249V246H101V243H97V241L95 242V240H96V238H94L93 239V237L91 236V234H90V236H89V234H88V232L86 233ZM212 234V233H211ZM253 234V233H252ZM251 234V235H252ZM13 235V234H12ZM14 235H16V234H14ZM20 235V234H19ZM30 235V237L32 236V233L30 232H28V230L24 233V235H22L23 237H28ZM42 235V234H41ZM65 235V234H64ZM71 235V234H70ZM221 234H219V236H220ZM222 235H224V234H222ZM234 235V233H229L228 234V239H231L232 237H234L233 236ZM21 236V235H20ZM67 237L69 236V235H66ZM77 236V235H76ZM138 236V235H137ZM144 236V235H143ZM148 236V235H147ZM210 236V235H209ZM214 236V235H213ZM232 236V237H231ZM255 236V235H254ZM67 237H64V238H66V239H68ZM71 237V236H70ZM81 237V238H80ZM84 237H86V238H84ZM139 237H141L140 235H139ZM146 237V236H145ZM217 237H218V235H217ZM217 237H214V238H217ZM221 237V236H220ZM249 237V236H248ZM251 238L253 237V235L252 236H250ZM33 238V237H32ZM72 238V239H73ZM97 238H99L98 236H97ZM148 238V237H147ZM209 239V238H208ZM211 239V238H210ZM227 239V240H228ZM235 238H232L231 240H234ZM254 239V238H253ZM14 240V239H13ZM32 240V239H31ZM212 240H214V239H212ZM218 240H219V237H218ZM18 241V240H17ZM25 241V240H24ZM66 241H68V240H66ZM252 241V240H251ZM31 242V241H30ZM155 242V241H154ZM154 242L153 241H151L147 246H144V249H146L147 250V248L148 247H153V244H154ZM213 242V241H212ZM215 242V241H214ZM250 242V241H249ZM1 243V242H0ZM32 243V242H31ZM34 243V242H33ZM36 243V242H35ZM58 243V242H57ZM68 243V242H67ZM216 243V242H215ZM3 244V243H2ZM62 244V243H61ZM257 244V245H256ZM64 245H66V244H64ZM78 245H80V244H78ZM78 245H76V246H78ZM29 246H30V244H29ZM213 246V244H211V247ZM214 246H215V244H214ZM219 249H218V252H220V254H221V256H223L225 259L224 260H222L223 259V257L221 258V260H222V262L218 259V263L217 264H235V261H239L240 260V262L238 263V264H264V249H263V247H264V243L259 239V240H256L254 243H247V244H245V245H243V246H240V248H239V250L240 251H238V249H236V247H234L232 244H230V242H226V241H224L223 239L220 241V243H219ZM258 246V247H257ZM79 247V246H78ZM209 247V246H208ZM215 248V247H214ZM63 249V248H62ZM13 250H15V249H13ZM18 250V249H17ZM259 250L261 251V254L260 255H258V256H255V254L256 253H259ZM29 251V250H28ZM40 251V250H39ZM43 251V250H42ZM147 251H152V250H147ZM62 252H64V253H62V255H61V257H63V259H65V261H66V259L68 258H70V257H67L66 256V251H63L62 250ZM131 252H133L132 250H131ZM144 252V251H143ZM142 252V253H143ZM0 253H1V251H0ZM152 253V252H151ZM41 254V253H40ZM43 254H44V252H43ZM43 254H41V255H43ZM75 254V253H74ZM73 254V255H74ZM131 255H132V253H131ZM135 254H134V252H133V256H134ZM140 255V254H139ZM44 256H45V254H44ZM220 256V255H219ZM12 257V256H11ZM10 257V258H11ZM48 257V256H47ZM60 257V258H61ZM80 257V256H79ZM125 257V256H124ZM127 257V256H126ZM129 257V256H128ZM136 257V256H135ZM139 257V256H138ZM138 257H137V260H139L138 259ZM152 257V256H151ZM171 257V256H170ZM169 256H168V260H167V262L170 264L171 262H172V260L173 259H171ZM60 258H59V260H60ZM140 258V257H139ZM144 258V257H143ZM180 258H182L181 256H180ZM179 258V259H180ZM201 258H203L204 259V257H203V255H200V254H197V255H195V257H192L191 255H187V256H184L183 257V260H179V261H182V263H189V264H198V262H199V260L201 259ZM9 259V258H8ZM47 259V258H46ZM62 259V260H63ZM71 259V258H70ZM72 259H74L73 257H72ZM131 259V258H130ZM134 259V258H133ZM201 260L199 263H201V264H204V260ZM135 260H136V258H135ZM136 260V261H137ZM150 260V259H149ZM152 260H153V258H152ZM158 260V257L156 258V257H154V261L155 262H158L157 261ZM162 260V259H161ZM160 260V261H161ZM175 260V259H174ZM176 260H178V259H176ZM246 260V261H245ZM61 261V260H60ZM145 260H143V262L142 263H145L144 262ZM147 261V260H146ZM243 261H245V262H243ZM10 262V261H9ZM15 262V261H14ZM36 262H38V260L36 261ZM49 262V261H48ZM174 262H176V261H174ZM178 262V261H177ZM217 262V261H216ZM11 263V262H10ZM21 263V262H20ZM99 263V262H98ZM97 262L95 263V264H98ZM181 263V264H182ZM6 264V263H5ZM44 264V263H43ZM66 264V263H65ZM86 264V263H85ZM100 264V263H99ZM101 264H103V263H101ZM161 264V263H160ZM206 264V263H205Z\"/></svg>","mask_w":264,"mask_h":264}]
</instances>
